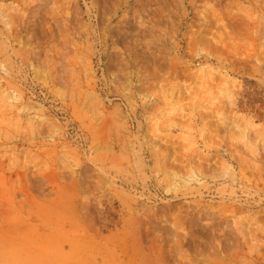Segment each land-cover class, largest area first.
Masks as SVG:
<instances>
[{"label":"rangeland","instance_id":"1","mask_svg":"<svg viewBox=\"0 0 264 264\" xmlns=\"http://www.w3.org/2000/svg\"><path fill=\"white\" fill-rule=\"evenodd\" d=\"M0 264H264V0H0Z\"/></svg>","mask_w":264,"mask_h":264}]
</instances>
